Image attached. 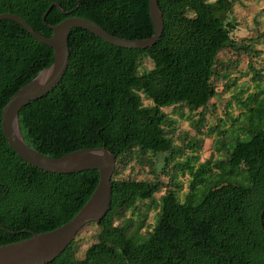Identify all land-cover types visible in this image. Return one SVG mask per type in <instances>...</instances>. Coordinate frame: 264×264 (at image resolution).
Returning a JSON list of instances; mask_svg holds the SVG:
<instances>
[{
    "label": "trees",
    "instance_id": "obj_1",
    "mask_svg": "<svg viewBox=\"0 0 264 264\" xmlns=\"http://www.w3.org/2000/svg\"><path fill=\"white\" fill-rule=\"evenodd\" d=\"M0 0V13L25 19L50 36L41 17L51 2L70 15L90 19L126 39L153 34L149 0ZM164 29L145 49L122 48L82 28L69 34L70 59L58 85L18 112L28 145L53 157L81 148L105 146L116 156L113 196L100 223L90 222L57 258L47 264H264V85L253 69L255 91L239 101L243 109L217 137L224 157L197 164L182 154L171 129L175 119L163 109L199 112L216 95L218 54H248L229 20L234 0H158ZM67 15L56 7L46 16L55 25ZM259 54V51H255ZM250 54V55H251ZM53 50L21 25L0 20V117L9 98L53 61ZM145 62L151 64L146 66ZM144 99L150 104H144ZM198 123V120L197 122ZM198 140L188 146L196 151ZM166 153L164 168L189 175L188 190L177 176L172 186L128 174L132 163L155 171L153 157ZM100 180L97 170L60 174L40 170L17 156L5 140L0 120V245L55 229L88 201ZM156 211L155 224L148 225ZM96 226L82 252L80 234Z\"/></svg>",
    "mask_w": 264,
    "mask_h": 264
},
{
    "label": "water",
    "instance_id": "obj_2",
    "mask_svg": "<svg viewBox=\"0 0 264 264\" xmlns=\"http://www.w3.org/2000/svg\"><path fill=\"white\" fill-rule=\"evenodd\" d=\"M79 4L78 0L76 7ZM53 7H56L67 17L55 25H50L46 23V16ZM74 9L65 11L59 3H50L41 17L43 23L52 32L48 37L38 33L22 17L9 12L0 13V20L15 21L35 40L49 46L54 55L53 61L48 67L40 70L9 98L1 110V129L9 146L19 158L28 164L46 172L60 174L97 170L100 180L85 205L65 224L41 233L32 232L29 238L0 245V264H47L53 261L67 249L87 224L90 222L100 223L111 208L112 179L116 165V156L111 151L105 146L81 148L53 158L28 145L19 128V110L49 93L63 78L70 59L69 34L71 29L82 28L109 44L129 49H145L153 46L161 37L164 29L158 0L148 1L153 34L147 38L117 37L90 19L70 15Z\"/></svg>",
    "mask_w": 264,
    "mask_h": 264
},
{
    "label": "rangeland",
    "instance_id": "obj_3",
    "mask_svg": "<svg viewBox=\"0 0 264 264\" xmlns=\"http://www.w3.org/2000/svg\"><path fill=\"white\" fill-rule=\"evenodd\" d=\"M229 20L236 23L237 30L234 38L237 42H244L252 46L253 53L250 55L240 49L238 53H233L231 49H226L218 54V64L216 66L219 74V82L216 95L212 97L207 106L202 109L204 119L199 122V112H190L188 109L177 107H166L163 110L175 119V125L171 129L174 143L181 147L182 154L177 156V160H184L190 154H196L200 164L210 160H218L224 157V151L220 149L217 137L219 129H229L231 118L236 117L243 109L239 101L245 100L248 95L255 91L253 82V69L261 71V84L264 85V0H234L232 12ZM255 51H259L256 54ZM150 67L149 62H145ZM144 104H150L144 99ZM198 120V123H196ZM198 140L196 151L192 152L188 144ZM166 153H157L153 159L155 161V171L150 170L147 165L132 163L131 168L123 169L116 175V178L125 177L128 174L139 179H159L166 187L157 197L164 194L167 185L172 186L171 177L183 182L184 190H188L189 175L185 171L180 172V168L174 167L172 161L164 168V158ZM156 211L152 210L149 215L148 225L150 228L155 224ZM97 229L92 225L83 230L80 240L83 243L82 252L93 241V233Z\"/></svg>",
    "mask_w": 264,
    "mask_h": 264
}]
</instances>
